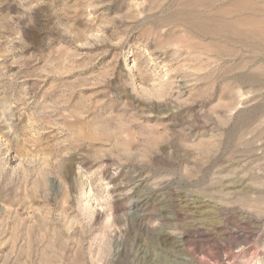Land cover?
I'll use <instances>...</instances> for the list:
<instances>
[{
  "label": "rangeland",
  "instance_id": "1",
  "mask_svg": "<svg viewBox=\"0 0 264 264\" xmlns=\"http://www.w3.org/2000/svg\"><path fill=\"white\" fill-rule=\"evenodd\" d=\"M0 264H264V0H0Z\"/></svg>",
  "mask_w": 264,
  "mask_h": 264
},
{
  "label": "bare ground",
  "instance_id": "2",
  "mask_svg": "<svg viewBox=\"0 0 264 264\" xmlns=\"http://www.w3.org/2000/svg\"><path fill=\"white\" fill-rule=\"evenodd\" d=\"M169 239V238H168ZM167 240V239H166Z\"/></svg>",
  "mask_w": 264,
  "mask_h": 264
}]
</instances>
